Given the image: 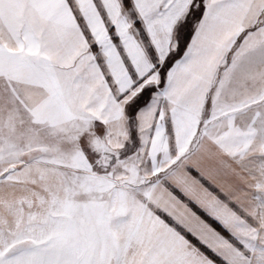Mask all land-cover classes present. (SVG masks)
<instances>
[{
  "label": "snow or ice",
  "instance_id": "1",
  "mask_svg": "<svg viewBox=\"0 0 264 264\" xmlns=\"http://www.w3.org/2000/svg\"><path fill=\"white\" fill-rule=\"evenodd\" d=\"M0 264H264V0H0Z\"/></svg>",
  "mask_w": 264,
  "mask_h": 264
}]
</instances>
